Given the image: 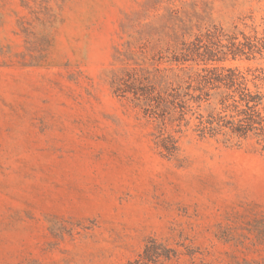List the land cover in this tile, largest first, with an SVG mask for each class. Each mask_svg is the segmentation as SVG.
I'll return each instance as SVG.
<instances>
[{
  "label": "rangeland",
  "instance_id": "rangeland-1",
  "mask_svg": "<svg viewBox=\"0 0 264 264\" xmlns=\"http://www.w3.org/2000/svg\"><path fill=\"white\" fill-rule=\"evenodd\" d=\"M145 1L0 0V264H128L149 237L178 251L164 264L264 263V151L187 138L163 157L112 93ZM207 1L212 21L246 16L264 37V0Z\"/></svg>",
  "mask_w": 264,
  "mask_h": 264
},
{
  "label": "trees",
  "instance_id": "trees-1",
  "mask_svg": "<svg viewBox=\"0 0 264 264\" xmlns=\"http://www.w3.org/2000/svg\"><path fill=\"white\" fill-rule=\"evenodd\" d=\"M34 1L52 10L57 0ZM210 10L207 0H146L122 24L128 38L115 47L108 70L112 93L150 123L153 147L166 158L177 156L187 138L226 146L254 143L264 151V67L223 64L263 57L264 37L246 16L226 28L211 20ZM177 255L175 248L149 237L128 264H164Z\"/></svg>",
  "mask_w": 264,
  "mask_h": 264
}]
</instances>
